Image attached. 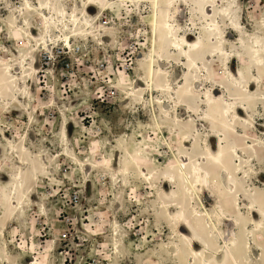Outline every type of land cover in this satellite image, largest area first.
<instances>
[{"label": "rangeland", "instance_id": "1", "mask_svg": "<svg viewBox=\"0 0 264 264\" xmlns=\"http://www.w3.org/2000/svg\"><path fill=\"white\" fill-rule=\"evenodd\" d=\"M29 1L35 11L27 9L26 0H0V67L9 64L13 72L21 74L18 66L27 55V63L34 61L36 66L35 73L27 78L28 94L20 95L23 98L18 103L0 99V182L10 180L7 175L16 168L17 158L9 143H23L32 152L41 153L49 170L35 197L43 200L47 212L32 209L19 220L6 223L11 252L21 258L19 264H174L163 253L173 234L156 218V194L145 180L130 174L127 182L120 183L112 174L93 167L85 175L75 161L62 155L66 148L62 132L66 130L69 153L83 161L98 165L106 155L116 167L117 140L124 137L143 166L150 167L154 159L166 152L165 157L170 160L167 148L153 129L150 107L126 100L125 91L120 88L124 76L143 84L139 69L149 47V9L143 3L111 0L109 10L97 17L93 33L85 38L77 36L67 50L57 39V16L53 9H43L42 5L72 12L76 7L79 11L84 9L87 0ZM89 14L96 16L98 11L90 8ZM239 15L245 32L254 33L264 23V0H239ZM48 21L53 38L50 47L38 46L32 52L36 41L31 34L41 38ZM181 22L184 33L197 31L195 25H189L191 21ZM221 63L214 61L212 67L220 70ZM165 68H169L172 87L177 88L184 68L176 64ZM245 68L239 59H232L230 69L234 74L246 71ZM246 73L252 81L251 90L259 96L263 94L264 76L258 83L252 79L257 76L255 68L252 74L249 69ZM198 86L200 98L207 88H218L205 81ZM153 95L160 98L164 94L156 91ZM144 96V102L148 101V94ZM251 104L253 115L243 117L252 127L248 129L249 141L251 145L261 142L263 147L252 161L254 173L250 182L263 187L264 99ZM205 112L200 106L199 115ZM179 114L187 117L181 110ZM201 116L196 115L195 122L202 135H207L204 122L199 120ZM187 141L183 142L190 147ZM209 142L215 150L217 139L211 137ZM138 150H143L142 155H136ZM204 201L207 206L212 205L205 197ZM115 221L123 230L120 253L113 245ZM261 236L263 232L250 238L251 257L244 264H264V256L255 249V241ZM33 242L37 244L35 248Z\"/></svg>", "mask_w": 264, "mask_h": 264}, {"label": "bare ground", "instance_id": "2", "mask_svg": "<svg viewBox=\"0 0 264 264\" xmlns=\"http://www.w3.org/2000/svg\"><path fill=\"white\" fill-rule=\"evenodd\" d=\"M110 2L87 0L84 9L79 11L76 7L72 12L62 7L56 9L55 5L42 6L53 9L57 16L54 19L60 24L55 31L60 33L57 39L68 50L77 36L85 38L93 33L91 29L97 17L109 10ZM128 2L143 3L149 9V47L139 69L144 76L139 81L143 84L133 83L124 76L125 82L120 88L125 91L126 100L146 103L150 107L153 129L167 148L170 160L165 157L166 152L154 159L153 165L145 167L131 152L130 141L124 137L117 140L116 167L106 155L100 158L102 162L98 165L91 160L83 161L75 153H69L66 130L62 132L66 143L62 155L75 161L85 175L93 167L112 174L120 183L127 182L126 176L130 174L145 180L156 194V218L173 234V240L163 249L172 263L244 264L251 257L250 238L260 232L263 236L255 241V249L264 256V186L250 182L254 173L252 161L263 146L261 142L250 144L252 127L247 118H243L253 115L251 103L254 100L264 99V93L259 96L251 90L252 81L246 73L249 69L252 74L255 68L257 76L252 79L258 83L264 76V23L248 35L239 15V0ZM26 4L27 9L35 11L29 0ZM90 8L96 9L98 14L91 16ZM185 19L191 21L189 25H195V33H184L181 21ZM49 24L48 21L41 38L31 34L36 41L32 52L38 46L41 49L50 47L53 38ZM26 58L18 66L21 74L13 72L9 64L0 67L1 100L18 103L23 98L20 95L28 94L27 78L35 73L36 66L34 61L27 63L29 55ZM232 59H239L246 71L234 74L230 69ZM214 61H221L222 69H214ZM171 64L184 68L177 88L172 87L169 68H165ZM204 81L218 88H207L200 98L198 85ZM156 91L164 95L155 97ZM143 94H148V101L144 102ZM200 106L206 111L202 116L198 113ZM180 110L187 117L180 115ZM196 115L201 116L199 120L204 122L205 132L209 134L202 135L199 131ZM211 137L218 141L215 150L210 146ZM184 140H189L190 147ZM9 149L15 153L17 163L14 173L7 175L10 180L0 182V260L3 264H19L21 258L11 252L6 241V223L19 220L25 211L32 209L47 212L43 200H36L35 196L42 180L47 179L45 174L49 169L44 155L32 152L23 143H9ZM142 152L138 150L136 155ZM204 197L212 202L210 207L205 204ZM112 228L113 245L120 253L124 246L123 230L118 221ZM36 246L33 242L32 248Z\"/></svg>", "mask_w": 264, "mask_h": 264}]
</instances>
